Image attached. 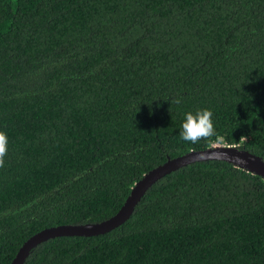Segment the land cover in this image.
Returning <instances> with one entry per match:
<instances>
[{
	"label": "trees",
	"instance_id": "obj_1",
	"mask_svg": "<svg viewBox=\"0 0 264 264\" xmlns=\"http://www.w3.org/2000/svg\"><path fill=\"white\" fill-rule=\"evenodd\" d=\"M202 108L220 143L264 159V0H0V264L42 229L112 216L145 172L215 144L180 138ZM24 264H264V179L193 162L120 226L49 239Z\"/></svg>",
	"mask_w": 264,
	"mask_h": 264
},
{
	"label": "water",
	"instance_id": "obj_2",
	"mask_svg": "<svg viewBox=\"0 0 264 264\" xmlns=\"http://www.w3.org/2000/svg\"><path fill=\"white\" fill-rule=\"evenodd\" d=\"M219 160L264 179V159L238 145L215 143L203 149H192L145 172L132 186L122 206L112 216L93 223L61 224L42 229L31 235L20 246L10 264H24L33 248L62 236H95L107 233L123 224L132 215L146 191L159 179L183 166L197 161Z\"/></svg>",
	"mask_w": 264,
	"mask_h": 264
},
{
	"label": "clouds",
	"instance_id": "obj_3",
	"mask_svg": "<svg viewBox=\"0 0 264 264\" xmlns=\"http://www.w3.org/2000/svg\"><path fill=\"white\" fill-rule=\"evenodd\" d=\"M181 98H176L171 103L179 105ZM213 112L208 108L197 109L195 112L185 113L184 120L180 128V138L185 142L192 144L199 143L201 140L211 141L216 137V143H220V138L216 132L213 122ZM243 137H241L242 139ZM8 136L3 130H0V168L5 165V157L8 155Z\"/></svg>",
	"mask_w": 264,
	"mask_h": 264
}]
</instances>
